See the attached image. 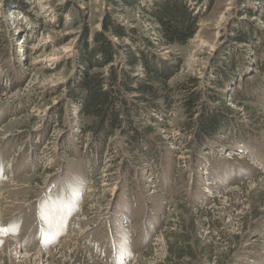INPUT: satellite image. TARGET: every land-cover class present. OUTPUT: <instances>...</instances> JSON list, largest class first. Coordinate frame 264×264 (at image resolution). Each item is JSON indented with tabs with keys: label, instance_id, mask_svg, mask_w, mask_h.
<instances>
[{
	"label": "rangeland",
	"instance_id": "rangeland-1",
	"mask_svg": "<svg viewBox=\"0 0 264 264\" xmlns=\"http://www.w3.org/2000/svg\"><path fill=\"white\" fill-rule=\"evenodd\" d=\"M159 1L0 0V264H264V0L190 1L186 44L161 37ZM106 21L169 74L157 97L121 91L99 141L70 93ZM125 65L89 71L109 87Z\"/></svg>",
	"mask_w": 264,
	"mask_h": 264
},
{
	"label": "trees",
	"instance_id": "trees-1",
	"mask_svg": "<svg viewBox=\"0 0 264 264\" xmlns=\"http://www.w3.org/2000/svg\"><path fill=\"white\" fill-rule=\"evenodd\" d=\"M124 0L123 5L135 6L138 0ZM202 3L204 0H160L150 11V15L155 18L160 25V34L166 43L186 44L196 32L197 18L188 6L189 2ZM249 13L252 11L249 10ZM264 20V17L262 18ZM104 31L96 32L92 42L88 43L86 36L83 45L78 52L79 60L87 69L84 71L79 81L70 93L71 100L78 103L84 115H92L95 125L90 126L94 131L95 139L108 140L114 130L122 124L121 112L130 108L131 100L124 101L118 95L121 91L132 92L138 90L141 96L139 99L157 97L158 86H166V78L169 68H158L152 59L140 48H133L128 45H117L106 35L112 32L116 36L123 38V27L117 26L110 21H106ZM256 31V30H255ZM237 40L247 41L250 37L244 32H236ZM258 35L264 36L263 32L257 31ZM256 37V36H255ZM117 55L125 60L126 69L117 77L112 75L111 86L105 87V78L98 73H90L93 66H101L104 62H110ZM149 57V58H148ZM264 66V65H263ZM141 69L145 72V78L140 79L137 88L134 84L135 74ZM137 98V99H138ZM122 102V105L120 103ZM200 128L205 131L217 130L220 126V115L212 113L209 117L201 118ZM93 122V123H94ZM135 135L129 140L134 141Z\"/></svg>",
	"mask_w": 264,
	"mask_h": 264
},
{
	"label": "bare ground",
	"instance_id": "bare-ground-1",
	"mask_svg": "<svg viewBox=\"0 0 264 264\" xmlns=\"http://www.w3.org/2000/svg\"><path fill=\"white\" fill-rule=\"evenodd\" d=\"M236 154L239 156V158H245V155L242 154V153H236ZM231 155H232V153H228L227 156H231ZM245 159H246V158H245ZM211 183H212L211 181H208L207 184L210 185ZM211 196H212V195H211ZM211 196H210V197H211ZM6 206H7V207H10V206H11V205H10V202H9V204H7ZM0 208H1V205H0ZM74 219H76V218H74ZM47 228H49V227H47ZM49 229H51V228H49ZM92 238H93V237H92ZM65 241L68 242V241H70V239L66 238V239L64 240V242H65ZM123 261H124V260H123Z\"/></svg>",
	"mask_w": 264,
	"mask_h": 264
}]
</instances>
